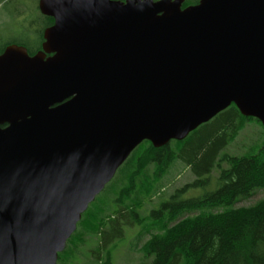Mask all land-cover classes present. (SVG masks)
<instances>
[{
  "label": "water",
  "instance_id": "obj_1",
  "mask_svg": "<svg viewBox=\"0 0 264 264\" xmlns=\"http://www.w3.org/2000/svg\"><path fill=\"white\" fill-rule=\"evenodd\" d=\"M184 1L38 0L41 50L0 53V264H56L143 141L231 104L264 128V0Z\"/></svg>",
  "mask_w": 264,
  "mask_h": 264
},
{
  "label": "trees",
  "instance_id": "obj_2",
  "mask_svg": "<svg viewBox=\"0 0 264 264\" xmlns=\"http://www.w3.org/2000/svg\"><path fill=\"white\" fill-rule=\"evenodd\" d=\"M194 4L198 0H185L183 6ZM36 10V47L29 39L13 38L0 45V53L12 44L27 48L29 55L41 50L43 31L53 19ZM249 120L260 124L241 116L231 104L183 141L160 148L143 141L81 215L57 264H112L117 243L135 228L139 235H149L140 248V264H264V198L234 207L264 192V150L260 147L247 156L224 152ZM178 161L190 169L194 180L163 198V179ZM212 179L216 190L185 197ZM89 243L91 255L81 258L79 253Z\"/></svg>",
  "mask_w": 264,
  "mask_h": 264
},
{
  "label": "rangeland",
  "instance_id": "obj_3",
  "mask_svg": "<svg viewBox=\"0 0 264 264\" xmlns=\"http://www.w3.org/2000/svg\"><path fill=\"white\" fill-rule=\"evenodd\" d=\"M1 3V2H0ZM36 0H6L0 4V45L13 38L29 39L32 42V47L35 48L38 44V11L36 10ZM23 7V9H22ZM29 12L26 18H17L15 10H24ZM264 129L263 127L252 120L245 123L243 129L238 133L236 139L230 143L225 149V153L231 156H247L257 152L263 146ZM173 144V143H171ZM223 168L227 165L223 164ZM217 171H213L212 176H217ZM194 180L190 169L182 162H176L168 171V174L163 179L164 186L160 194L165 198L170 195L175 189L183 187ZM218 188L217 182L214 179L204 187H198L188 191L185 197L191 195H201L204 192H211ZM264 198V192L259 191L249 199L238 201L234 207H247ZM158 200H154L152 205L155 206ZM149 205V206H152ZM149 208V207H147ZM140 230L135 228L126 231V237L117 243V247L113 252L112 264H140L143 260L141 252L142 244L148 239L146 233L139 235ZM92 243L87 244L84 248L91 247Z\"/></svg>",
  "mask_w": 264,
  "mask_h": 264
},
{
  "label": "flooded vegetation",
  "instance_id": "obj_4",
  "mask_svg": "<svg viewBox=\"0 0 264 264\" xmlns=\"http://www.w3.org/2000/svg\"><path fill=\"white\" fill-rule=\"evenodd\" d=\"M4 1H6V0H0V2L2 3V2H4ZM117 1H121V2H125L126 0H117ZM198 2H199V0H198ZM0 3V4H1ZM184 4V3H183ZM194 5H196V4H194ZM187 6H193V5H186V6H183L182 5V8H185V7H187ZM37 8H38V3H37V6H36ZM22 9H23V7H22ZM16 12H15V15H17V18H26L27 17V14H28V10L26 9V8H24V10H15ZM7 46H5L4 48H3V50L6 48ZM27 49V48H26ZM40 50H36L35 51V53L34 54H31L30 56H33V55H35L37 52H39ZM2 53V52H1ZM87 246V245H86ZM85 246V247H86ZM91 246H93V244H91ZM84 247V248H85ZM64 251V250H63ZM62 253V252H61ZM79 255H80V257L81 258H83V257H87V256H90L91 255V252H90V247L89 248H87V252H86V249H83L80 253H79ZM58 261V260H57Z\"/></svg>",
  "mask_w": 264,
  "mask_h": 264
}]
</instances>
